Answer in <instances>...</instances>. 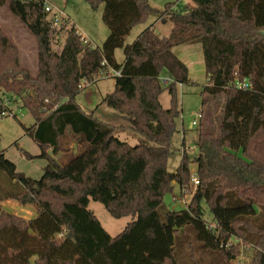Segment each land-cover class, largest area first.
Returning a JSON list of instances; mask_svg holds the SVG:
<instances>
[{
    "label": "trees",
    "instance_id": "trees-1",
    "mask_svg": "<svg viewBox=\"0 0 264 264\" xmlns=\"http://www.w3.org/2000/svg\"><path fill=\"white\" fill-rule=\"evenodd\" d=\"M85 1L94 10L103 7L109 34L101 48L84 41L70 21L52 28L43 0H0V8L7 5L37 43V75L32 77L0 28V92L32 115L35 124L26 134L39 144L41 155L51 150L38 180L17 173L0 155V171L10 184L0 197V264H176L175 235L186 226L201 248L223 264H232L242 244L255 250L253 264H264V0L166 4L155 13L170 22L169 35L158 37L147 28L131 45H125V38L152 11L147 0ZM60 34L65 38L56 52L53 43ZM196 43L202 47L206 77L202 108L208 97L221 95L222 117L218 134L200 133L195 158L182 150L170 174L166 165L180 116L177 85L190 82L172 49ZM116 49L123 50L121 64ZM108 70L120 76L113 77V92L102 103L148 144L131 147L119 141L115 127L76 104L82 83L89 85ZM162 71L170 77L166 110L159 103ZM243 80L252 88L234 87ZM67 131L77 145L69 159L63 158L70 154ZM190 164H195L198 185L187 210L170 209L164 196L174 186L191 189ZM89 198L113 218L134 220L111 237L87 209ZM7 200L32 208L33 217L25 220L3 210ZM203 202L210 223L203 220ZM145 246L160 255L145 258Z\"/></svg>",
    "mask_w": 264,
    "mask_h": 264
},
{
    "label": "rangeland",
    "instance_id": "rangeland-1",
    "mask_svg": "<svg viewBox=\"0 0 264 264\" xmlns=\"http://www.w3.org/2000/svg\"><path fill=\"white\" fill-rule=\"evenodd\" d=\"M45 1L55 9L62 11L66 17H69L75 30L89 42L91 47L101 48L109 34L107 27L102 22V5L94 10L85 0ZM147 2L152 11L148 14L144 23L132 28L129 35L125 38V45H131L139 34L147 28L152 29L158 37H167L171 29V24L168 21H160L159 14L155 13L156 11H163L166 4L178 3L180 6L193 5L191 0H147ZM0 28L16 47L20 66L26 69L32 77H35L37 75L36 39L10 13L7 5L0 8ZM64 38V34L56 37L53 43L54 51L58 52L61 49ZM114 57L118 64L123 63V50L116 49ZM197 71L198 66L195 65L193 75H188L191 79L190 82L181 86L177 85V101L180 116L177 120L176 132L171 139L172 152L168 157L166 165L167 171L170 174L176 172L181 159V150H185L190 160L195 158L197 155V137L200 133L218 134L224 102V97L221 95L206 99L202 109V113L204 114L203 119L196 126H192L193 120L196 119L197 113L202 108L203 98L201 92L206 85V77L202 72ZM160 77L163 79L166 78L167 81L170 80L169 75L165 71L161 72ZM113 89V76L96 77L95 82L85 87L83 86V89L76 96L75 102L84 113L93 114L98 120L115 127L117 130L114 131V136L119 141L125 142L131 147L139 143L148 144L140 136L126 129L128 123L120 114L102 103V98L112 93ZM162 89L159 96V103L166 110L170 107V96L165 88V83H162ZM12 98L11 95L0 92V105L16 114L15 118L0 116V155L14 164L17 173L38 180L43 173V168L47 164V157H50L51 153L49 149H46L45 156H42V150L39 144L33 140V137L26 134V131L34 126L35 121L30 112L22 108L19 102L12 101ZM66 138L69 141V148L72 144L73 154L75 155L77 152L76 139L72 137L69 131H67ZM64 157L67 159L71 158L68 153L64 154ZM189 170L191 177L195 174V164H190ZM9 189L8 175L0 171V197L6 194ZM194 190L191 184V189L185 193L191 195ZM180 195L182 194H180L178 186H174L172 193L164 196V205L173 209V203H171L172 197L179 198ZM190 199L191 197L186 199V204L189 203ZM201 207L203 220L210 223L211 214L206 204L203 202ZM87 209L96 217L102 229L111 237L118 235L128 223L134 220L132 217L113 218L101 203L95 202L90 198ZM143 251L145 258L148 256L155 258L160 255L157 248L152 246H145ZM238 252L239 254L232 261V264H253V255L255 252L253 248L242 244L238 247ZM216 255L219 257L218 254ZM173 256L176 264H223L212 254V251L201 248L194 237L191 226H186L176 233Z\"/></svg>",
    "mask_w": 264,
    "mask_h": 264
},
{
    "label": "built area",
    "instance_id": "built-area-1",
    "mask_svg": "<svg viewBox=\"0 0 264 264\" xmlns=\"http://www.w3.org/2000/svg\"><path fill=\"white\" fill-rule=\"evenodd\" d=\"M42 7L44 10V13L47 15V20L49 21L50 26L52 28H58L63 22H69V19L65 16V14L62 11L55 9L47 1L43 0ZM84 41H86V40H84ZM103 76L118 77V76H120V71L108 70L107 72H100L98 75V77H103ZM161 79H162L161 80L162 83L166 84L168 82L166 79H163V78H161ZM82 85L85 86V85H88V83L83 82ZM234 87L236 89H241V90H249L252 88L251 84L249 82H247L246 80H243L242 82H235ZM45 103H48V101L45 100ZM0 116L1 117L9 116V117L15 118L16 114L11 110L6 109L0 113ZM201 120H202V113L199 112L196 115V119L193 120L192 126H196L197 123ZM190 182L193 186V189H195L196 186L198 185V180H197V177L195 174L190 177ZM185 192H186L185 190L180 191V194H182V195H180L179 198L172 197L171 203H173V207H172L173 210H187L189 203L186 204L187 203L186 199L188 197H192L193 193L191 195H189V194H186ZM207 226H208V228L213 229V225L208 224ZM58 237H61V235H58ZM237 242L240 243V240H234L233 241V243H237ZM230 247H231V243H228L226 245V248L229 249Z\"/></svg>",
    "mask_w": 264,
    "mask_h": 264
},
{
    "label": "crops",
    "instance_id": "crops-1",
    "mask_svg": "<svg viewBox=\"0 0 264 264\" xmlns=\"http://www.w3.org/2000/svg\"><path fill=\"white\" fill-rule=\"evenodd\" d=\"M67 18L69 19V17H67ZM69 21H70V19H69ZM77 33L79 34L78 31H77ZM172 51L177 56V58L185 65V67L187 68L189 76L193 75L195 65L198 66V71L202 72L205 76L202 47L199 43L191 44V45L178 46V47L173 48ZM164 79H166V78H164ZM200 112L202 113L201 109H200ZM203 116H204V114L202 113V119H203ZM71 148H72V144L70 145V149ZM49 151L51 152L50 149H49ZM47 152H48V150H47ZM69 153L72 156V154L74 153L73 148H72V150H70ZM59 157H61V154H59L55 158H59ZM1 207L3 210H5L7 212L14 213L16 216L23 218L25 220L31 219L34 215V211L32 210V208L21 207L15 201H11V200L3 201L1 203Z\"/></svg>",
    "mask_w": 264,
    "mask_h": 264
}]
</instances>
